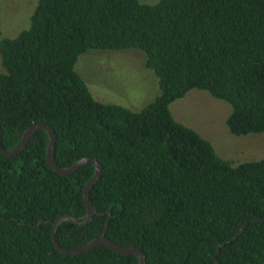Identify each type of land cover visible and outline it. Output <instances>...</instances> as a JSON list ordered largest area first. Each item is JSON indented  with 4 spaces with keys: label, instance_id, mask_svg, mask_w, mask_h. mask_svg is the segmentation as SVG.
<instances>
[{
    "label": "trees",
    "instance_id": "1",
    "mask_svg": "<svg viewBox=\"0 0 264 264\" xmlns=\"http://www.w3.org/2000/svg\"><path fill=\"white\" fill-rule=\"evenodd\" d=\"M140 51L159 95L133 112L94 99L76 71L95 51ZM0 126L14 150L35 125L55 132V161L94 159L87 226L63 222L67 250L105 236L146 264H264V160L234 166L178 123L170 106L192 90L231 107L237 137L264 134V0H38L29 29L0 41ZM38 131L0 153V264H139L105 246L69 256L58 218L87 217L96 168L60 175ZM243 229V230H242Z\"/></svg>",
    "mask_w": 264,
    "mask_h": 264
},
{
    "label": "rangeland",
    "instance_id": "2",
    "mask_svg": "<svg viewBox=\"0 0 264 264\" xmlns=\"http://www.w3.org/2000/svg\"><path fill=\"white\" fill-rule=\"evenodd\" d=\"M155 5L160 0H140ZM38 0H0V41L14 39L29 29ZM0 73L4 69L1 67ZM77 73L94 99L139 112L160 93L158 79L146 67V56L140 51H95L81 56ZM170 110L174 119L196 131L214 147L217 155L234 166L264 160V134L237 137L230 133L227 119L231 107L209 93L190 91L175 101Z\"/></svg>",
    "mask_w": 264,
    "mask_h": 264
},
{
    "label": "water",
    "instance_id": "3",
    "mask_svg": "<svg viewBox=\"0 0 264 264\" xmlns=\"http://www.w3.org/2000/svg\"><path fill=\"white\" fill-rule=\"evenodd\" d=\"M40 130L45 131L49 136V145H48L47 152H46V159H47L49 166L56 173H58L60 175H64V176L65 175H71V174L76 173L80 168H82L83 166H85L87 164H92L96 168V173H95L94 178L87 184V186L84 189V203H85L87 210H88L86 219L84 221H77L74 218H72L71 216H62V217L58 218L54 223H50V222L48 223V224H52V226H53L52 241H53V244H54L56 250L59 251L61 254H64V255L77 256V255L85 254V253L89 252L90 250H92L93 248H96L99 246H105L117 254L129 255V256L134 255L139 260V264H146V261H147L146 256L139 249L121 247L118 244L109 240L105 236V234L102 237L91 241L88 245H86L82 248H79V249L67 250V249H64L60 246V244L57 241V232H58V229H59V226L61 225V223L71 222L77 226H87L93 220L94 216L99 214L90 202V193L102 175V166L94 159L85 158V159L80 160L74 166H72L70 168H65V169L60 168L56 164V161H55V152L54 151H55V147H56V143H57L55 132L52 130V128H50L49 126L44 125V124L35 125V126L31 127L24 134L19 145L12 151H7L3 147L2 131H1V126H0V153L6 158H12V157L20 154L26 148V146L31 141V139L34 137V135ZM214 264H218V262H216Z\"/></svg>",
    "mask_w": 264,
    "mask_h": 264
}]
</instances>
